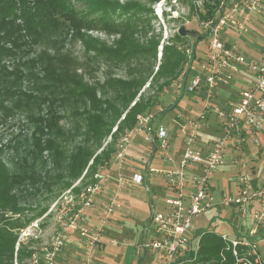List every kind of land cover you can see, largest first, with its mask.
<instances>
[{
    "label": "built area",
    "instance_id": "2783aa9c",
    "mask_svg": "<svg viewBox=\"0 0 264 264\" xmlns=\"http://www.w3.org/2000/svg\"><path fill=\"white\" fill-rule=\"evenodd\" d=\"M169 1V2H168ZM179 0H157L153 12L160 23L166 28V14L175 17L178 11L173 10ZM191 8L196 12L202 33L206 34L205 51L197 53L198 64L192 65L186 84V92L204 91L205 102L196 115L190 116L183 125V153L178 159L173 153L171 136L164 125L154 126V114L138 115L139 123L133 129L127 130L121 138L115 162L123 166L127 145L140 139L152 142L154 154L160 153L162 167L142 165L141 170L134 172L131 179L122 174L111 177L102 173L95 174V181L79 191L74 186L67 189L56 201L49 213L56 225L55 233L32 256V264H62L58 256L67 246L66 235L71 229L86 241L87 256L81 264H93L94 253L97 251L101 238L104 236L105 224L120 206L119 191L125 187L141 186L152 191L147 185L150 174L165 178L166 194L162 196V208L157 209L151 194L152 220L144 230V239L137 244L139 251L150 252L157 256L161 264H194L200 249L201 235L194 224V219L216 206L232 208L243 219L253 210L254 229L250 235L254 237L260 232V238L251 240L249 237H233L222 234L228 241L235 255L234 264H264L259 247L264 245V178L255 186L246 172V166H240V173L234 181L237 193L217 192L213 185L216 171L226 164L228 155L233 151L242 150L244 143L251 138L256 145L262 141L259 133L264 130V57L257 59L240 51L237 44L228 46L226 40L230 32L242 33L252 20L254 13L264 12V0H191ZM213 6V15L202 18L206 12V3ZM191 5V4H190ZM178 26L173 35L164 34L159 46L160 56L164 45L171 44V37L179 33ZM164 29V28H163ZM167 31V30H166ZM187 44V43H186ZM186 44L180 48L189 57L192 49ZM194 63V62H193ZM250 79L247 89L240 91L236 100H230L222 108L211 104L221 85H228L237 75H246ZM182 82V81H181ZM181 83L178 88H180ZM216 112L220 122V133L201 148L197 142L200 132L209 124V117ZM150 127V128H149ZM149 128V130H148ZM105 196L103 205V224L96 228L88 224V212L95 207L97 198ZM153 209V212H152ZM35 226V227H32ZM25 229L20 235L21 240L33 236L35 229L37 237L38 223ZM115 241V239H112ZM242 246V250H238Z\"/></svg>",
    "mask_w": 264,
    "mask_h": 264
},
{
    "label": "trees",
    "instance_id": "16d2710c",
    "mask_svg": "<svg viewBox=\"0 0 264 264\" xmlns=\"http://www.w3.org/2000/svg\"><path fill=\"white\" fill-rule=\"evenodd\" d=\"M87 1L90 10L84 7L77 9L74 0H0V62L6 56L17 55L23 47L31 50L42 42L55 44L58 42L55 37L74 31V34L85 40L88 49L96 50V54L103 57L107 63L128 66L127 78L111 76L107 78L102 85L105 96L101 98L95 89L71 73L66 64L71 65V59L58 58L62 60L59 63L54 62L58 60L57 57L45 55L47 56L45 60L40 53L23 63H15L12 70L0 64V109H4L5 112L32 109L37 98L34 92L40 90L39 79L43 77L49 81L46 83L48 87L43 85L44 90L53 92L50 93L52 96L59 97L54 92H58L59 89L63 91L64 95L57 100L65 102L68 97H75L86 105L77 113L83 117L86 124L81 132L83 140L68 155L60 143L66 132L59 125V115L50 109L47 118L42 117L34 121L38 124L36 132H39V135L35 133L34 147L38 154L36 157H41L43 152L47 151L54 158L56 166L62 170L57 175V181L65 180L64 188L67 189L79 179L82 182L87 176H91L90 182L84 185L94 182L99 166L111 161L117 152L113 143L97 153L104 139L111 135L115 141L119 133H125L138 125V115H148L152 112L158 103L157 96L146 97L141 93L138 97L149 78L154 74L150 86L156 83L158 91H164L173 80L181 76L184 78L190 60L180 48V44L187 43L188 34L182 35L179 32L173 37L171 44L164 45L161 63L156 73H153L160 39L155 34L148 37L150 19L147 16L142 17L144 14L149 16L151 12L153 14V9L134 1L126 3H120L119 0ZM214 1L218 3V0ZM205 6L206 12L201 16L209 18L213 15V5L207 2ZM89 15L94 24L89 21ZM93 25H102L109 33L120 34L114 48L105 47L103 42L88 40L82 30L92 28ZM199 33L203 41L206 34ZM142 37H147V43H141ZM44 61H47L49 66L45 65L41 69L43 74L38 75L35 70ZM24 78L31 83V86L25 89L21 86ZM109 89L115 91V95H107ZM8 101L11 102L12 108L6 105ZM170 108L171 106L168 107ZM168 109L158 111L156 115L165 113ZM116 124L117 127L113 131ZM45 135L48 137L43 142L42 138ZM49 172L43 176L33 168L29 172L11 171L5 162L0 160V264H24L25 259H31L35 253V247L26 248L20 239L21 231L34 219L45 214L48 207L41 208L30 217L26 214L29 208L26 207L23 198L25 192L37 194L41 190L38 184L50 189L55 181ZM27 183L32 184V191L26 189ZM74 191L79 189L74 188ZM197 232L201 239L194 264L235 263L233 247L223 239L222 234L207 228L199 229ZM242 248L239 246L238 250ZM41 262L42 257L38 264Z\"/></svg>",
    "mask_w": 264,
    "mask_h": 264
},
{
    "label": "rangeland",
    "instance_id": "374dc122",
    "mask_svg": "<svg viewBox=\"0 0 264 264\" xmlns=\"http://www.w3.org/2000/svg\"><path fill=\"white\" fill-rule=\"evenodd\" d=\"M74 1L76 3L77 9H83V7L88 10L91 9L87 0ZM119 1L120 3L134 1L135 3L148 5L150 8H152L155 3V1L146 2L145 0ZM171 4H174L173 10L176 9L178 11V14H176L177 16L170 18L168 17L169 14H166V28L163 26V24L160 23V20L158 17H156L155 12H153V14L151 12L149 16L146 14L142 15L143 18L147 16L150 19V24L148 25V37L155 34L160 39L159 46L161 44L162 38L164 37V34H167L168 36L173 35L178 26H185L188 30L197 32L204 31V29L201 28L196 12L191 8V0H179L178 5H176V3H172L171 1ZM88 19L89 21H92L90 15ZM103 27L102 25H93L92 28H84L82 31L85 33V36L88 38V40L90 39L96 42H103L102 44L105 47L114 48V43L120 37V34L109 33L108 30ZM261 31L264 34V28L261 29ZM55 38L58 39V42L55 44L50 42H42L40 45L36 47L34 46V48H32L31 50L28 47H23L21 49V52H18L17 55L4 57L0 64L4 65V67L8 70H12L15 63H23L28 58L37 57L40 53L43 54L45 60L47 58V56L45 55L54 56L57 57V59H71V65H69L70 63H66L71 73L74 76L81 78V80L88 86L95 89L98 97L101 98L105 96V90L102 88V85L103 83H105L108 77L111 76L114 78H127L129 76L128 66L126 64L111 65L107 63L103 57L96 54V50L88 49L85 40H83L82 37L74 34V31H71L69 34L62 33ZM172 39L173 37L170 38V40ZM140 41L142 44L147 43V37H142ZM194 43V36L188 34L186 46H189L192 49ZM202 51H205L204 41H201L197 45L195 55L196 58L194 59L193 65L195 64L196 66L198 64L197 53L200 54ZM161 60L162 55L160 56L158 48L157 61H155V63L153 62V73H156ZM61 61V59H58L54 62L61 63ZM45 65L49 66V63L47 61H44L41 62L39 66H37V69L35 71L38 75L43 74L41 72V69ZM153 76L154 74L149 78L147 84L140 90L138 97L141 93L146 97L150 95H156L158 103L153 107L152 112L157 113L158 109L161 107L162 109H168L169 106L172 107L174 105L177 97L179 96L180 88H178V86L181 83V79L183 80V78L181 76L180 78L173 80L172 84L169 87H167L164 91L159 92L158 84L154 83L155 85L152 84L150 86ZM46 83H49V81L46 80L45 77L39 79V84H41L39 86L40 90L38 92H34L37 98L36 104L33 105L32 109H20L11 111L9 113L5 112L4 109H0V160L5 162V164L11 171L21 170L22 172H29L33 168L36 172H41L43 176H45V173L47 171H50L49 175L52 176V180L55 181L50 189H47L43 185L41 186V184H38L41 190L38 191L37 194H30L29 192L24 193L23 202L25 203L26 207L29 208V210L26 212L28 216L31 217L36 213V211H39L41 208L48 207V210L45 214L34 219L30 225H28L21 231V233H23L25 229L31 227L33 224L38 223L39 228L37 229V237L35 236L36 230L32 228L31 233H34V235H29L27 239L22 240L26 248L35 247V252L39 250L41 246L46 245L55 233V221L54 218H52L54 213H49V209H52L53 204L61 198V196L66 192L67 188H64L65 180L57 181V175L62 170L58 166H56L54 158L51 157L47 151L43 152V155L41 157H36L38 156V154L34 147L35 133L36 135H39V132H36V127L38 124L34 121L42 117H44V119L47 118V113L50 109H52L53 112L59 115V125L66 132V134L60 139V143L65 151V154L67 155L73 151L76 145L82 142L83 135L81 132L86 126L83 117L77 114L81 112L86 107V105H83L75 97H68L65 102L57 100L64 95L63 91L59 89L58 92H54V94L59 97L52 96L50 93L53 92L44 90L43 85H46ZM21 86L25 89L27 87H30L31 83L27 78H24ZM45 87H48V85H46ZM106 94L109 96H113L115 95V91L109 89L108 93ZM188 95V91L185 92L184 97L180 100L177 106L167 110L165 113L158 114L155 125L169 124L172 122V124H175L176 126L178 118L180 119V117L183 115V112L185 111L186 103L189 98ZM51 100L53 101L52 104ZM6 103L9 108H12V104L10 101ZM210 116L211 117H209V124L210 122L217 119L216 114L212 113L210 114ZM117 124L114 127L113 131L117 127ZM123 135L124 133H119L118 138L115 141L111 137V135L107 136L103 141L102 147L97 149V153H100L103 149L108 148L109 145L113 143L118 149ZM47 137L48 135L43 136L42 141L44 142ZM150 147H152V142H149L148 144L147 142H143L140 144L136 141H132L127 145L125 158L122 159L124 165L122 169H120L118 167L119 164L114 161V155L111 161L99 166L97 173H102L111 177H117V175L121 173L123 176H125V178L131 179L133 177L134 171L141 170L142 165H148V163L150 162ZM238 160L239 159H237V161ZM151 162L153 167H162L158 155ZM227 162L228 160H226V163ZM127 163L131 164L129 168L125 167ZM239 164L240 165L228 167L230 168L228 170L223 169V171L225 170L224 172H219L222 169L221 167H223L222 165L220 167L221 169L219 168L220 170L218 169L216 171V179L217 176L221 180L225 179V185H227L228 188L227 178H231L230 182L231 184H234V181L240 173V166L245 164V162ZM246 172L248 176H250L249 170L247 168ZM90 178L91 176H87L82 182L81 179H79L74 182L72 186L80 190L85 187V183L90 182ZM213 184L217 186L215 177L213 178ZM147 185L150 189H152L153 192L157 193V196L153 197L154 205L157 209L162 208L160 202L158 201V195L166 194L165 178L155 173L150 174V176L148 177ZM26 189H28V191H32V184L27 183ZM122 192L125 193V197L129 201L130 207L126 209L127 219L125 220L124 225L125 231L129 233L127 237L128 239L125 241L121 239V247H129V250L128 256L125 254L124 258L121 259V264H161L159 258L152 255L150 252H147V256L145 257V259L137 257L135 254H133V251H135L134 246L143 242L146 223L151 215V192L146 189L145 186L127 187L124 188ZM101 198L104 200V205L106 197L102 196ZM203 215L207 217V224L211 223L210 227L213 231H216L220 234L226 233L230 238L235 237V226L240 227L241 224H243L242 222L246 223V220L243 219L240 214L236 213L232 208L223 205L211 208L206 213L199 216L201 217ZM111 217L107 222L112 221ZM214 218L216 219L212 221V219ZM197 219L198 218L194 219L195 226L199 228H206L201 227L199 224H197ZM31 237L33 238L31 239ZM260 253L264 258V248L260 249ZM32 261V258L25 259L24 264H32Z\"/></svg>",
    "mask_w": 264,
    "mask_h": 264
},
{
    "label": "crops",
    "instance_id": "0c3cea01",
    "mask_svg": "<svg viewBox=\"0 0 264 264\" xmlns=\"http://www.w3.org/2000/svg\"><path fill=\"white\" fill-rule=\"evenodd\" d=\"M263 28H264V12L254 13L252 20L246 25V29L241 34L237 32H230L228 34L226 44L228 46L237 44L240 51H242L247 56H251L257 59H262L264 57V34L262 33L261 29ZM249 85H250V79L248 78V74L237 75L236 79H234L230 84L221 85L219 87L217 94L215 95L214 98L212 97L211 99V104L214 107L222 108L226 105L228 101L236 100L239 96L240 91L247 89ZM188 93H189L188 95L189 98L186 103L185 111L183 112V115L180 117V119L178 118V121L176 122V126L175 124H172V122L171 123L168 122L169 124H161L167 128L171 136L173 153L176 159L181 157L183 153V137H184L183 125L187 123L188 117L197 114V112L203 107L205 102L204 91L200 90L195 93H190V92ZM162 110H163L162 107L158 109V111H162ZM151 113L154 114L153 124L154 126H157L155 125L157 115L154 112ZM212 113L216 114L217 116L216 112H212ZM219 133H220V122L217 116V119L210 122V124H208V126H206L200 132V137L197 142L198 146L201 148L205 147L206 143L211 139L217 137ZM259 137L261 138L262 141V144L260 146L256 145L251 138H248V140L244 143L242 150L233 151L228 155V162L225 165H223V167H221L222 169L220 168L221 170L219 169L220 170L219 172L223 171V169L226 170L230 169L228 168L230 166L232 167L237 166L240 165L239 163L245 162L244 165L249 170V175H250L249 178L251 180L252 185L255 186L258 182H260L264 178V164H263L264 163V130L261 133H259ZM136 142L140 144L142 143L140 139H138V141ZM150 148L152 149V147ZM157 155L159 157V161L162 164L160 153L157 152V154H154L152 150L150 151V156L152 160L155 159ZM237 159L239 160L237 161ZM130 165H131L130 163H127L125 167L129 168ZM118 167L122 169L124 165ZM216 175H214V177L217 186H215L214 184L213 185L217 192L224 191L230 194L237 193V186L235 183L231 184L230 182L231 178H227V182H228V188H227V185H225V179L221 180L219 179L218 176L216 179ZM123 189L119 191L121 204L120 206L116 207L114 213L111 215L112 221L107 222L105 224L104 236L101 238V242L99 243L98 249L94 253L93 264H116V263L121 264V259L124 258L125 254L128 256L129 247L126 246L124 248L121 247L122 246L121 239L125 241L128 239L127 237L129 235V233L125 231L124 225H125V220L127 219L126 209L130 207V203L126 199L125 193L122 192ZM151 194L157 196V193L153 191H151ZM162 196L163 195L160 194L158 195V201L160 202L161 207L163 204ZM103 203L104 200L101 197L97 198L95 207L88 212V224L91 227L96 228L103 224L102 221ZM255 206H257L256 203L251 208L250 214L247 216V218H245L246 223L242 222L243 224H241L240 227L237 226L234 227L235 238L242 236L248 237L250 235V232L254 229V221L252 214ZM196 218H198L197 224H199L201 227H206L207 229L212 230L210 227L211 223L207 224L208 220L205 215L201 217L198 216ZM215 219L216 218L212 219V221H214ZM206 228L197 227V229H206ZM54 229H56V225ZM261 230H264V227ZM260 233L258 235H255L254 237L250 235L249 238L251 240H257L260 238L261 235ZM66 237L68 243L65 249L62 251V253H60L58 256L59 262H61L62 264H81L82 263L81 261L85 259V256H87V252H88L85 247L86 241L83 238L79 237V235L76 234V232H74L73 229L69 231ZM112 239H115V241H113ZM136 246H134L135 251H133V254H135L137 257L145 259L147 253L145 251H139L136 248ZM261 248H264L263 244L260 245L259 250Z\"/></svg>",
    "mask_w": 264,
    "mask_h": 264
},
{
    "label": "water",
    "instance_id": "95a60500",
    "mask_svg": "<svg viewBox=\"0 0 264 264\" xmlns=\"http://www.w3.org/2000/svg\"><path fill=\"white\" fill-rule=\"evenodd\" d=\"M179 32L182 35L190 34V35L194 36L195 37V43L193 45L192 54H191V57H190V60H189V63H188V66H187V69H186L184 78H183V80L181 82V85H180L179 96H178L176 102L174 103V105L170 109H172L173 107H175L180 102V100L184 97V95H185V92H186V84H187L188 77L190 75V71L192 69V65H193V62H194V59H195V55H196V48H197L198 43H200V41L202 40V35L199 32L192 31V30H188L185 26H181L180 29H179ZM149 128H148V130H149ZM152 158H153V156H152ZM151 161H152V159L150 160V162L148 163V165L151 163ZM151 205H152V199H151ZM152 212H153V209H152ZM152 216L148 219V221L146 223V227L151 222Z\"/></svg>",
    "mask_w": 264,
    "mask_h": 264
}]
</instances>
